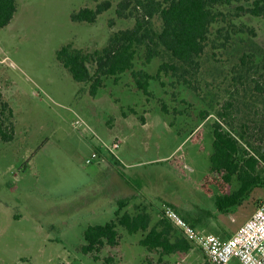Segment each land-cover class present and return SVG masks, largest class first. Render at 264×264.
<instances>
[{
	"label": "rangeland",
	"instance_id": "1",
	"mask_svg": "<svg viewBox=\"0 0 264 264\" xmlns=\"http://www.w3.org/2000/svg\"><path fill=\"white\" fill-rule=\"evenodd\" d=\"M105 1L111 8L95 23L71 21L79 9ZM120 1L17 0L12 21L0 29V94L13 111L14 130L13 141H0V264H104L108 257L113 264H157L158 254L139 246L141 235L121 228L117 246L103 247L96 259L82 253L85 229L114 219L121 199L129 200L130 213L145 206L152 224L169 205L185 221L205 210L213 216L205 232L223 240L242 224L220 221L213 187L207 193L203 183L210 169L211 126L220 121L216 111L229 92L237 107L264 109V97L253 90L256 82L264 86V17H241L244 33L225 53L214 56L207 49L197 93L162 77L151 82L146 97L126 73L117 82L105 80L92 97L59 64L56 52L66 44L100 49L112 33L132 28L133 18L116 16ZM153 22L157 27L159 21ZM243 53L250 55L253 70L241 86L232 78ZM158 63L146 65L139 58L136 68L155 74ZM114 143L119 147L112 154ZM94 152L98 158L86 164ZM114 155L120 166L112 164ZM263 202L264 189H255L239 216ZM164 260L209 264L193 244L187 253Z\"/></svg>",
	"mask_w": 264,
	"mask_h": 264
},
{
	"label": "trees",
	"instance_id": "2",
	"mask_svg": "<svg viewBox=\"0 0 264 264\" xmlns=\"http://www.w3.org/2000/svg\"><path fill=\"white\" fill-rule=\"evenodd\" d=\"M110 8L108 1L94 8L83 7L71 15V21L93 24ZM16 12L17 0H0V29L10 24ZM115 13L120 19L133 18V27L112 33L100 49L86 51L66 44L56 52L59 64L75 82L86 85L92 97L104 87L105 80L117 82L126 73L146 97L151 96V82H158L162 77H168L174 85L199 92L198 76L207 49L215 56L233 48L234 40L246 27L239 25V19L264 17V0H121ZM155 18L159 21L157 27L153 22ZM249 32L254 34L252 29ZM249 57L243 53L233 67L232 80L236 84L245 82L253 70ZM139 58L146 65L158 61L155 74L136 68ZM261 67L264 69V64ZM234 86L238 91V85ZM253 90L259 97H264V86L259 82L254 83ZM231 94L229 92L230 99L216 111L221 122L216 121L211 126L210 169L203 183L207 193L213 192L207 186L213 187L212 202L216 214H228L240 208L255 189H264V120L260 118L264 109L258 111L252 105L244 107V103L237 107ZM11 118L13 111L0 94L2 143L14 139ZM199 136L200 131L192 140ZM112 164L120 166L117 159ZM128 205V199L117 201L114 219L85 229L81 246L84 255L96 259L103 247L117 246L119 228L129 235L140 234L139 246L149 253H157V264H166L164 258L167 256L187 253L192 248V243L163 217L162 212L152 224L145 206H137L130 213L125 210ZM206 214L210 213L201 210V214L186 219V222L193 228H205L208 222L203 215ZM104 264H113V259L106 258ZM143 264L152 263L145 261Z\"/></svg>",
	"mask_w": 264,
	"mask_h": 264
},
{
	"label": "built area",
	"instance_id": "3",
	"mask_svg": "<svg viewBox=\"0 0 264 264\" xmlns=\"http://www.w3.org/2000/svg\"><path fill=\"white\" fill-rule=\"evenodd\" d=\"M118 147L119 143H114L111 150ZM97 158V153H92L86 164H91ZM162 215L211 264H230L232 260H236L238 264H264V202L225 240L193 228L170 207H164Z\"/></svg>",
	"mask_w": 264,
	"mask_h": 264
},
{
	"label": "crops",
	"instance_id": "4",
	"mask_svg": "<svg viewBox=\"0 0 264 264\" xmlns=\"http://www.w3.org/2000/svg\"><path fill=\"white\" fill-rule=\"evenodd\" d=\"M118 149V148H117ZM116 149V150H117ZM110 153H112V151H111V149L110 150H108ZM113 154V153H112ZM115 156V155H114ZM116 157V159L119 161V163H120V165H121V161L118 159V157L117 156H115ZM123 193V192H122ZM124 194V193H123ZM252 204V203H251ZM255 210V209H254ZM254 210L253 211H251V212H249L245 217H243L244 215H242L241 217L239 216V207L238 208H236V209H233L230 213H228V214H217L218 215V217L220 218V221H232V222H237V223H239V221L241 222V223H244L245 221H246V219L249 217V215H251L253 212H254ZM116 211V210H115ZM212 214H206V215H203V218H204V220H207V222H209L211 219H212ZM239 227V226H238ZM203 232H205L206 231V229L205 228H200ZM206 233V232H205Z\"/></svg>",
	"mask_w": 264,
	"mask_h": 264
}]
</instances>
